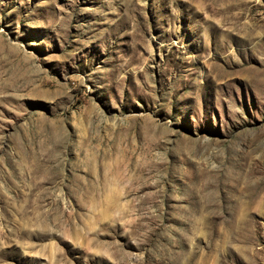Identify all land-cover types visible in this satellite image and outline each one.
Segmentation results:
<instances>
[{
	"label": "rangeland",
	"instance_id": "374dc122",
	"mask_svg": "<svg viewBox=\"0 0 264 264\" xmlns=\"http://www.w3.org/2000/svg\"><path fill=\"white\" fill-rule=\"evenodd\" d=\"M0 264H264V0H0Z\"/></svg>",
	"mask_w": 264,
	"mask_h": 264
}]
</instances>
